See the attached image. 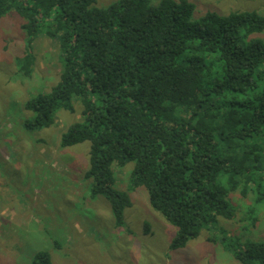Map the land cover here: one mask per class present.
<instances>
[{"label": "trees", "instance_id": "trees-1", "mask_svg": "<svg viewBox=\"0 0 264 264\" xmlns=\"http://www.w3.org/2000/svg\"><path fill=\"white\" fill-rule=\"evenodd\" d=\"M95 2L0 0V18L13 9L24 20L19 71L31 73L39 34L59 45V81L25 101L33 116L24 127L52 126L79 100L80 119L60 146L89 142L84 177L91 196L109 202L116 227L130 198L113 166L133 162L128 187L145 186L151 207L176 227L171 249L206 230L239 264H264V240L241 242L217 227L235 215L231 192L256 189L254 202L264 201L255 177L264 169V86L255 77L264 71V41L249 38L264 30V16L207 12L194 20L187 0ZM30 264H53L51 254L38 250Z\"/></svg>", "mask_w": 264, "mask_h": 264}, {"label": "rangeland", "instance_id": "rangeland-1", "mask_svg": "<svg viewBox=\"0 0 264 264\" xmlns=\"http://www.w3.org/2000/svg\"><path fill=\"white\" fill-rule=\"evenodd\" d=\"M114 1L96 0L95 5L106 7ZM187 1L194 7V20L207 12L255 11L264 16V0ZM23 23L13 9L0 18V264H30L38 250H47L53 264H239L220 243L207 240L206 230L184 247L171 249L176 227L151 207L145 186L128 187L133 162L113 166L116 187L130 198L123 210L124 225L115 226L109 202L91 196L90 181L84 177L89 142L60 146L61 134L80 119L79 100L73 101L74 112L58 111L52 126L24 127L33 116L25 110V101L50 91L62 66L58 41L39 34L31 42V73L19 71L26 42ZM249 38L264 41V30ZM257 76L264 86V71ZM255 177L258 189H264V169ZM257 191L229 194L235 215L219 217L218 231L241 242L264 240V201L254 202Z\"/></svg>", "mask_w": 264, "mask_h": 264}]
</instances>
